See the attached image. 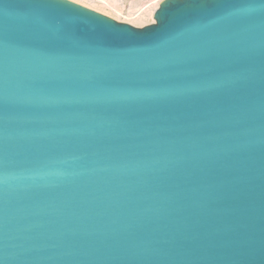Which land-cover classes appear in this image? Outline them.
<instances>
[{"label": "water", "instance_id": "1", "mask_svg": "<svg viewBox=\"0 0 264 264\" xmlns=\"http://www.w3.org/2000/svg\"><path fill=\"white\" fill-rule=\"evenodd\" d=\"M154 19L0 0V264H264V0Z\"/></svg>", "mask_w": 264, "mask_h": 264}, {"label": "rangeland", "instance_id": "2", "mask_svg": "<svg viewBox=\"0 0 264 264\" xmlns=\"http://www.w3.org/2000/svg\"><path fill=\"white\" fill-rule=\"evenodd\" d=\"M118 22L144 27L155 23L150 13L164 0H70ZM106 1V3H105ZM157 7V9H158ZM155 9V11L157 10Z\"/></svg>", "mask_w": 264, "mask_h": 264}, {"label": "bare ground", "instance_id": "3", "mask_svg": "<svg viewBox=\"0 0 264 264\" xmlns=\"http://www.w3.org/2000/svg\"><path fill=\"white\" fill-rule=\"evenodd\" d=\"M105 3H106V1H105ZM157 7H158V5L155 7V8H153V10L151 11V13H150V17L151 18H153V15H154V13H155V9H157Z\"/></svg>", "mask_w": 264, "mask_h": 264}]
</instances>
